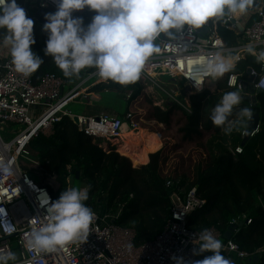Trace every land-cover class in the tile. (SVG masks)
Wrapping results in <instances>:
<instances>
[{
  "label": "built area",
  "instance_id": "1",
  "mask_svg": "<svg viewBox=\"0 0 264 264\" xmlns=\"http://www.w3.org/2000/svg\"><path fill=\"white\" fill-rule=\"evenodd\" d=\"M33 1L37 2L34 4L31 1L38 11H56V0ZM74 12L95 14V10L87 7ZM246 13L252 18L244 30L242 42L237 46H228L218 34L217 24L221 18L209 20L202 26L207 29L206 33L200 29L189 32L185 27L171 40H163L161 35L157 38L155 43L161 50L149 58L139 78L150 82L148 87L152 93H156V88L165 93L155 102V106L164 109L167 104L177 103L190 112L191 91H214L218 78L213 79L202 70L209 53L220 52L239 61L247 54L256 58L248 51L249 45L257 53L264 50V0H251ZM232 17L229 14L226 20L230 21ZM3 50L0 47V208L4 209L0 213V249L11 250L19 255L18 260L9 261V264H175L173 257L198 260V255H193V249L198 247L194 241L202 230L189 228L188 222L192 213L207 205V200L200 196L197 188L185 194L180 191L171 193L172 218L152 242L135 245V230L116 223L123 213L124 205L110 210L106 201L99 203L93 210L95 219L86 241L77 239L51 251L25 246L32 229L39 227L46 215L47 204L44 201L47 199L49 204L54 201L47 186L34 179L30 173L31 169L42 170L40 161L31 156L29 146L32 140L40 134H51L55 125L64 118L74 122V118L78 117L79 129L99 140L103 149H119L117 142L122 139L124 130L134 131L138 124L131 110L123 117H118L107 113L97 116L75 115L68 109L74 100L100 81L96 72L85 75L75 84L55 73H47L39 83H35L33 73L25 77L14 70L9 53ZM92 78H95V82L87 85ZM261 78H264V62H260L259 70L250 69L249 78L244 81L251 80L256 90L264 92V86L259 84ZM242 80L240 75L230 74L226 86L242 93ZM71 85L65 91V87ZM165 97L169 98V103H166ZM260 126L251 138L259 132ZM242 136H246V130L242 131ZM243 150V146L239 145L233 154H242ZM5 167L10 171H4ZM49 176L55 181L54 176ZM167 186H172L170 180ZM251 223L252 220L246 216L233 219L232 236L241 227ZM207 230L221 241V250L231 261L233 257L240 261L252 260L256 255L264 257V244L255 253H249L241 249L232 237L224 239L215 227Z\"/></svg>",
  "mask_w": 264,
  "mask_h": 264
},
{
  "label": "trees",
  "instance_id": "2",
  "mask_svg": "<svg viewBox=\"0 0 264 264\" xmlns=\"http://www.w3.org/2000/svg\"><path fill=\"white\" fill-rule=\"evenodd\" d=\"M17 3L34 21L36 43L32 48L43 58V63L33 73L35 83H39L45 74L55 73L74 84L77 75L65 77L52 57L44 55L47 33L42 30V23L27 8L25 0H17ZM73 15L81 17L83 24L87 25L95 14L74 12ZM228 15L220 19L217 31L226 44L233 47L239 44L240 34L222 23ZM161 39L173 38L161 34ZM259 68L260 62L247 54L237 61L233 69L223 74L224 80L220 84V88L224 90L222 94L204 90L190 97V112L177 103L167 104L165 109L153 106L151 119L167 129L177 125L176 133L187 142L200 141L207 133L210 134L212 139L204 144L209 161L205 167L197 166L191 178L186 174L169 178L163 173L162 164L166 158L163 157L162 150H158L160 138L155 132L144 129L140 132V138L148 139V143L141 147L144 151H149L147 156L141 152L125 151L121 146H118L119 149L113 147L105 150L100 146L99 140L81 131L70 118H64L55 125L51 134H40L29 146L31 156L40 161L43 172L55 177L58 185L56 189L46 185L53 200L58 199L63 190L70 188V177L79 172V179H75L74 183L78 180L86 182L84 187L91 186L89 198L84 203L92 210L106 201L110 210L124 205L123 213L116 223L123 228L135 230L134 242L140 246L156 240L172 218L171 193L180 191L185 194L192 188H197L200 196L207 200V205L191 214L188 227L194 230L215 227L225 239L226 232L232 228V220L246 216L252 220L251 225L241 227L232 239L241 249L255 253L264 244V92L258 95L257 105L244 102L230 117L238 120L239 110L247 104L252 113L258 112L261 116L260 130L243 146L242 154H233V150L241 146L244 139L242 131L246 130L248 119L241 121L239 127L236 126L231 133L225 134L221 127L212 123L210 114L225 92L238 91L226 86L230 74H238L243 80H247L250 69ZM96 71L94 67H87L79 75ZM146 87L141 79L127 85L108 80L98 84L94 92L100 96L99 103L102 106L116 109L121 114L122 104L127 103L125 114L131 103L142 96ZM110 96L114 99L113 105L108 103L107 97ZM227 135L231 140L227 139ZM216 137L220 140L215 141ZM169 180L172 186L168 187ZM221 252L227 256L224 251ZM207 255L211 253L198 255V260ZM258 264H264V257H261Z\"/></svg>",
  "mask_w": 264,
  "mask_h": 264
},
{
  "label": "clouds",
  "instance_id": "3",
  "mask_svg": "<svg viewBox=\"0 0 264 264\" xmlns=\"http://www.w3.org/2000/svg\"><path fill=\"white\" fill-rule=\"evenodd\" d=\"M55 12L45 13L42 30L47 33L43 53L51 56L65 77L79 75L82 69L94 67L100 80L127 85L140 78L146 62L160 47L155 43L164 34L175 38L185 27L189 32L205 26L209 20H219L226 14L243 15L251 0H56ZM95 10L90 23L74 16V11ZM34 21L26 15L17 0H0V47L8 49L10 62L17 73L27 77L36 72L43 58L33 51ZM248 51L257 62H264V50L259 53L249 45ZM235 57L220 52L209 53L202 65L205 75L213 79L234 67ZM255 74V73H254ZM264 86V78L259 80ZM237 91L225 92L212 108V123L225 134L231 133L252 112L244 107L238 120H231L233 109L240 105ZM4 171H10L5 167ZM91 186L63 190L58 199L47 204L46 215L39 227L33 228L25 246L51 251L77 239L86 241L95 219L94 211L84 202ZM4 211L0 208V213ZM193 255L210 252L199 260L173 257L175 264H232L222 252V243L211 231L204 229L194 241ZM11 250L0 249V264L15 261Z\"/></svg>",
  "mask_w": 264,
  "mask_h": 264
},
{
  "label": "rangeland",
  "instance_id": "4",
  "mask_svg": "<svg viewBox=\"0 0 264 264\" xmlns=\"http://www.w3.org/2000/svg\"><path fill=\"white\" fill-rule=\"evenodd\" d=\"M141 82L147 87L143 95L132 102L129 108V110L134 113L138 126L137 129H135L134 131L130 130L128 131V133L132 134L131 137H137L138 139L140 138L139 135L141 130L143 129L157 133L159 135V138L161 139L160 142H158L159 147L163 144V157L166 158V161L162 164L164 174L169 178H175L176 176H180L183 174H186V176L191 178L194 175V171L197 166L201 165L205 167L207 165V162L209 161L208 150L204 147V144H206L205 142H208L210 139H212L210 134L207 133L200 141L187 142L183 140L179 134L176 133L177 125L173 126L171 129H167L164 125L158 124L156 121L151 119L150 116L153 106H155V102L160 100L163 95L165 96V93L161 92L157 88L155 89L156 93H152V91L148 87L150 85V82L148 80H141ZM71 87L72 85L66 86L65 91H68ZM107 98V100L109 101L108 103H111L113 105L114 103L112 101H114V99L111 96ZM154 98H157V100H155ZM80 99L82 98L74 100L68 107V109L73 114L84 115L85 112L88 111V109H94V107L90 108L86 102H83ZM165 101L166 103L170 102L169 98L167 97H165ZM126 104H122V112L126 111ZM241 104L242 102L240 103V105ZM240 105H238L237 107H239ZM94 106L98 108L99 104H94ZM245 107L249 108V105L247 104V106ZM18 128L19 127H16V129ZM129 137L130 136H127V138L125 139L126 145L130 144V141H134L130 140ZM214 139L215 141L220 140L219 137H216ZM227 139L231 140V137L227 135ZM136 148L137 147H135V150H137ZM138 152L147 155L149 151H144L143 148H140ZM30 173L41 184L52 186L54 189L57 188L58 185L56 181H54L51 176L45 174L42 170L37 171L35 169H31ZM84 186H86V182L78 180L73 185V187L76 188H83ZM15 254L16 260H18L19 255L17 253Z\"/></svg>",
  "mask_w": 264,
  "mask_h": 264
},
{
  "label": "crops",
  "instance_id": "5",
  "mask_svg": "<svg viewBox=\"0 0 264 264\" xmlns=\"http://www.w3.org/2000/svg\"><path fill=\"white\" fill-rule=\"evenodd\" d=\"M34 4H36L37 2H34L33 0H31ZM30 0H25V3H26V6L29 10L33 11L34 14L38 11V9H36L34 6H33V3L31 2ZM251 16H249L247 13L243 14V15H236V16H233L232 19L230 21H227L226 18L225 20L222 21V23L225 25L226 28L232 30V31H235L236 33L240 34V36L238 37L239 38V43L242 42L243 40V34H244V30L246 28V26H248V24L250 23V20H251ZM220 22V21H219ZM218 22V24H219ZM218 24H217V27H218ZM3 52L4 53H9L8 52V49L7 48H4L3 47ZM237 61L234 60V67L236 65ZM233 67V68H234ZM85 75H77L75 76V79H74V82H78L80 81L81 79H83ZM95 78H92L91 80H89V82L87 83L88 84H93L95 81ZM224 78L221 76V77H218V81L215 83V89L214 91H212L213 93H218V94H222L224 92V90L221 87V83L223 82ZM108 81V80H107ZM107 81H104V80H100L98 83H96V85L94 86H90L86 92V94H84L83 96L79 97V98H82L80 99L81 101L83 102H86L88 104V106L90 108L94 107V109H88L87 112H85V116H97V115H100L101 113H107V114H111V115H115V116H118V117H121L123 116L124 112H122V114L120 113V111H117L116 109H111V108H107V107H104L102 106L99 101H100V96L98 94H96V92H94L95 90V87L100 84V83H103V82H107ZM74 83V84H75ZM242 97V100L241 102L244 103V102H248L249 104L252 103V102H249V101H246L243 99V93H239ZM143 95V94H142ZM141 97V96H140ZM78 98V99H79ZM94 104H99V107H95ZM130 108V107H129ZM166 108V106L164 107V109ZM162 109V108H161ZM236 109H237V106L233 109V114L236 112ZM260 114V113H259ZM261 117V116H260ZM249 120V119H248ZM261 121V120H260ZM248 123V121H247ZM159 124V123H158ZM163 125V124H162ZM238 126V125H237ZM239 127V126H238ZM246 128H247V124H246ZM131 133H128L126 132L124 134V138L120 139L117 144H119V146H121L122 149H127V151L131 152L132 150L134 152H138L139 149L146 143H148V139L147 138H139V140L137 141V143H134V141H130V144H125V139L127 138V136H130L129 139L130 140H134L135 137H131ZM161 140V139H160ZM243 141V140H242ZM249 141V140H248ZM162 142V141H161ZM134 143V144H133ZM124 144V145H123ZM132 145L133 148H130L129 146ZM136 145V146H135ZM241 146H242V142H241ZM135 147H137L135 150ZM163 147V144L160 146V148L158 150H162L164 148ZM142 149V148H141ZM150 154V153H149ZM149 154H148V161H149ZM145 156H147L146 154H143ZM147 161V163H148ZM145 163V164H147ZM162 171L164 173V169L162 168ZM261 257L259 258L258 262L260 261ZM257 263H254L253 262V259L252 260H237L236 258H232V263L233 264H258Z\"/></svg>",
  "mask_w": 264,
  "mask_h": 264
},
{
  "label": "water",
  "instance_id": "6",
  "mask_svg": "<svg viewBox=\"0 0 264 264\" xmlns=\"http://www.w3.org/2000/svg\"><path fill=\"white\" fill-rule=\"evenodd\" d=\"M45 13H48L47 10H39L35 13V18L40 21L42 23V25L45 23ZM200 30L203 33H206L207 29L205 28H200ZM252 81H241L242 84V93H243V99L249 102L254 103V105H257V97L258 95L262 94L263 91L262 90H256L255 89V85L251 83ZM196 91H191L190 93V97L193 94H196ZM261 117L260 114L258 112H253L251 118L248 120L247 123V128H246V136L244 137L243 141H242V146H244L248 140L251 138L252 133L257 130V128L260 126L261 123ZM74 122L76 125H78L79 120L78 117L74 118ZM75 179H79V172L76 173V175H72L70 177V188L73 187L74 185V181ZM240 226H243V224H240ZM232 237V229L230 228L226 234H225V238L226 239H231ZM259 256H254L253 258V262L257 263L259 260Z\"/></svg>",
  "mask_w": 264,
  "mask_h": 264
},
{
  "label": "bare ground",
  "instance_id": "7",
  "mask_svg": "<svg viewBox=\"0 0 264 264\" xmlns=\"http://www.w3.org/2000/svg\"><path fill=\"white\" fill-rule=\"evenodd\" d=\"M128 131H130V130H129V129H125V130H124V133H123V135H122V138H124V134H125L126 132H128ZM138 140H139V139H138L137 137H135L134 142H137ZM129 147H130V148H133L132 145H130ZM123 150L127 151V149H123ZM131 152H134V151H131Z\"/></svg>",
  "mask_w": 264,
  "mask_h": 264
}]
</instances>
